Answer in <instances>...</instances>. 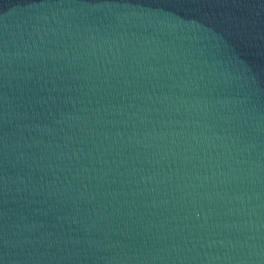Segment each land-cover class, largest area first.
<instances>
[{
  "label": "water",
  "instance_id": "obj_1",
  "mask_svg": "<svg viewBox=\"0 0 264 264\" xmlns=\"http://www.w3.org/2000/svg\"><path fill=\"white\" fill-rule=\"evenodd\" d=\"M0 264H264V0H0Z\"/></svg>",
  "mask_w": 264,
  "mask_h": 264
}]
</instances>
